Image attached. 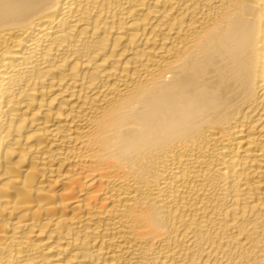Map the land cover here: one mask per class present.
Returning a JSON list of instances; mask_svg holds the SVG:
<instances>
[{"label":"bare ground","instance_id":"obj_1","mask_svg":"<svg viewBox=\"0 0 264 264\" xmlns=\"http://www.w3.org/2000/svg\"><path fill=\"white\" fill-rule=\"evenodd\" d=\"M0 264H264V0H0Z\"/></svg>","mask_w":264,"mask_h":264}]
</instances>
